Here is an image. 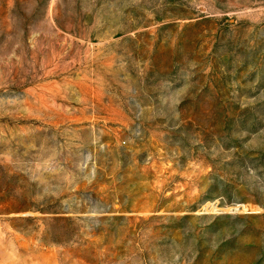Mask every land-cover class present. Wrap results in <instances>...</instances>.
Instances as JSON below:
<instances>
[{
	"label": "rangeland",
	"instance_id": "obj_1",
	"mask_svg": "<svg viewBox=\"0 0 264 264\" xmlns=\"http://www.w3.org/2000/svg\"><path fill=\"white\" fill-rule=\"evenodd\" d=\"M0 264H264V0H0Z\"/></svg>",
	"mask_w": 264,
	"mask_h": 264
}]
</instances>
